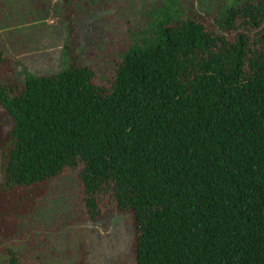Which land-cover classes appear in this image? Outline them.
<instances>
[{
	"label": "trees",
	"instance_id": "16d2710c",
	"mask_svg": "<svg viewBox=\"0 0 264 264\" xmlns=\"http://www.w3.org/2000/svg\"><path fill=\"white\" fill-rule=\"evenodd\" d=\"M67 19L68 68L0 82V205L31 209L34 187L79 168L91 221L102 195L132 215L136 264H264V0L228 8L223 34L160 18L108 85L77 64Z\"/></svg>",
	"mask_w": 264,
	"mask_h": 264
},
{
	"label": "rangeland",
	"instance_id": "374dc122",
	"mask_svg": "<svg viewBox=\"0 0 264 264\" xmlns=\"http://www.w3.org/2000/svg\"><path fill=\"white\" fill-rule=\"evenodd\" d=\"M246 1L257 0H0V82L22 83L26 73L49 76L68 68L67 15L76 29L71 52L77 64L94 70L96 84L108 85L124 52L155 39L160 18H207L223 34L219 26L227 9ZM247 32L256 34L255 29ZM10 128L0 105V157ZM79 173V168L68 169L34 187L31 209L15 210L13 201L9 206L6 200L1 203L0 264L8 260L9 248L22 264H136L132 215L102 195L101 217L91 221Z\"/></svg>",
	"mask_w": 264,
	"mask_h": 264
}]
</instances>
